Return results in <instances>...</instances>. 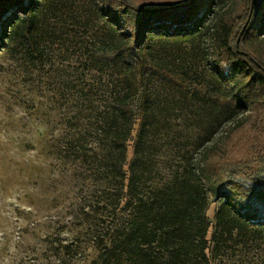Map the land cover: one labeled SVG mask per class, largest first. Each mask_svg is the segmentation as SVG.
<instances>
[{
  "label": "trees",
  "instance_id": "1",
  "mask_svg": "<svg viewBox=\"0 0 264 264\" xmlns=\"http://www.w3.org/2000/svg\"><path fill=\"white\" fill-rule=\"evenodd\" d=\"M101 2L0 0V28L12 14L0 47L18 44L31 61H51V44L61 54L62 132L44 148L59 163L58 184L74 193L75 208L70 222L56 220L69 238L45 239L57 264H211L210 251L215 258L252 252L264 242V122L254 130L258 149L245 158L223 156L232 138L206 143L245 112L264 111V61L243 47L251 0H231L220 12L216 5L225 0ZM69 55L77 63L62 58ZM148 59L153 71L144 78ZM155 74L204 106L206 128L193 153L182 151L186 141L170 146L160 138L171 113L149 101ZM163 150L171 161L160 160ZM210 197L218 201L212 246Z\"/></svg>",
  "mask_w": 264,
  "mask_h": 264
},
{
  "label": "rangeland",
  "instance_id": "2",
  "mask_svg": "<svg viewBox=\"0 0 264 264\" xmlns=\"http://www.w3.org/2000/svg\"><path fill=\"white\" fill-rule=\"evenodd\" d=\"M95 1L102 3V0H80V3L91 6ZM133 1L138 5L151 6L181 0ZM230 7L231 0H225V3L216 5V10L220 12ZM251 15L253 22L250 24ZM10 17L12 14L8 13L0 28V38ZM246 24L249 33L243 47L253 57L264 61V0H253L244 26ZM253 25L254 29L250 28ZM45 41L43 45L47 43ZM236 41L239 42V37ZM50 46L46 53L51 56V61H37L35 58L31 61V56L23 53L25 48L18 44L0 47V264H57L56 252L45 239L56 240L57 235L69 238L66 230L61 231L66 227L57 224L56 220H72L74 193L58 184L62 177L57 166L59 163L46 154L49 150L44 148V144L52 143L62 132L58 126L62 114L56 109V56L61 54L56 51L55 44ZM62 58L70 65L77 63L73 55ZM144 69V78H147L153 71L149 59ZM155 78L157 80L150 83L154 93L149 101L156 108L167 107L171 113L165 124L159 125L162 142L172 146L186 141L190 148H182V151L188 149L193 153L194 145L201 141L206 128L205 120L201 119L204 106L191 98V92L181 95L167 82H161L157 74ZM83 80L92 81L89 75H85ZM179 97L181 103L178 102ZM180 105L184 107L181 111L178 110ZM240 117L235 126L224 125L206 143L219 145L232 138L227 148H221L223 156L245 158L248 153L254 154L258 149L254 130L262 127L264 111H249ZM130 145L131 142L129 156ZM167 149L171 148L168 146ZM164 151V158L160 160L171 161V156L164 155ZM217 204L218 201L210 197L206 210L211 221L207 233L210 246ZM52 244L55 241L52 240ZM84 253L88 257L93 254L89 248ZM214 255L210 251V256H213L211 264H264V242H260L252 252L231 249L224 257L215 258ZM79 264L84 263L80 261Z\"/></svg>",
  "mask_w": 264,
  "mask_h": 264
},
{
  "label": "water",
  "instance_id": "3",
  "mask_svg": "<svg viewBox=\"0 0 264 264\" xmlns=\"http://www.w3.org/2000/svg\"><path fill=\"white\" fill-rule=\"evenodd\" d=\"M252 3H253V0H251V8H252ZM251 8H250V12H251ZM236 44H237V41H236Z\"/></svg>",
  "mask_w": 264,
  "mask_h": 264
}]
</instances>
